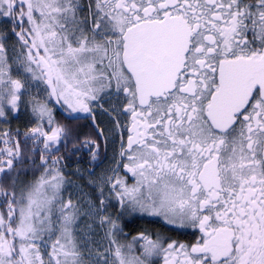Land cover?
<instances>
[{"label": "snow or ice", "instance_id": "6c2138e0", "mask_svg": "<svg viewBox=\"0 0 264 264\" xmlns=\"http://www.w3.org/2000/svg\"><path fill=\"white\" fill-rule=\"evenodd\" d=\"M0 124V264H264V0H0Z\"/></svg>", "mask_w": 264, "mask_h": 264}, {"label": "flooded vegetation", "instance_id": "af4514ba", "mask_svg": "<svg viewBox=\"0 0 264 264\" xmlns=\"http://www.w3.org/2000/svg\"><path fill=\"white\" fill-rule=\"evenodd\" d=\"M105 107H107V103L105 104ZM59 116V113H57ZM28 117L27 115L22 112L20 114L19 119L12 120L11 126L13 128L20 126L23 127L24 123L27 121ZM81 127V132L84 133H91L95 135V129L91 127V121L90 120H81L79 121ZM97 123L101 128L105 130V132L110 137L107 143L106 148L103 145L101 147L100 152V161L102 163L98 168H96L97 173H100L108 168H111L113 166V157L115 153L119 149V138L112 136V125L110 121V117L102 112L97 111ZM7 127V125L0 124V128ZM75 164V158H73V161L70 162V167L67 169L69 173L75 170L76 168ZM90 165L88 164L87 157L84 158V162L80 165L81 168H87ZM73 181L82 182L79 181L78 176H71L70 177ZM113 214H115V211L113 210ZM126 220H128L129 227L125 229L126 232L129 234H136L138 231H142L144 229H148L151 232H161L165 235L171 236L173 239L180 240L182 242L191 241L193 239V235L191 230H182V229H171L170 226L165 225L162 221H160L158 218L154 217H126Z\"/></svg>", "mask_w": 264, "mask_h": 264}]
</instances>
